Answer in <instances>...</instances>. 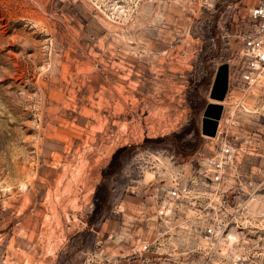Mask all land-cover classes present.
I'll list each match as a JSON object with an SVG mask.
<instances>
[{
	"label": "rangeland",
	"instance_id": "374dc122",
	"mask_svg": "<svg viewBox=\"0 0 264 264\" xmlns=\"http://www.w3.org/2000/svg\"><path fill=\"white\" fill-rule=\"evenodd\" d=\"M258 1L0 0V264H141L145 242L156 264H222L204 253V223L147 225L128 205L158 208L162 181L227 130H258L264 92L237 84L235 36ZM211 103L222 106L215 135L203 131ZM244 157L241 179L264 194V155ZM243 214L228 229L243 258L226 264H264V218Z\"/></svg>",
	"mask_w": 264,
	"mask_h": 264
},
{
	"label": "built area",
	"instance_id": "2783aa9c",
	"mask_svg": "<svg viewBox=\"0 0 264 264\" xmlns=\"http://www.w3.org/2000/svg\"><path fill=\"white\" fill-rule=\"evenodd\" d=\"M235 36L241 44L242 61L237 84L242 86L244 94H261L264 92V0H259L243 16ZM247 153L264 155V120L256 132L244 139L227 130L219 141L218 150L209 155L200 153L197 164L190 171L174 174L170 181H162L160 186L164 197L157 215L164 223L181 218L178 223L184 227L189 223H204L201 240L204 253L222 264L243 258L231 241L230 223H243L242 215L246 219L243 213H253L261 218L260 221L264 218L261 208L264 194L251 181L241 179L244 175L240 174L239 165ZM190 212L192 216L195 214L193 219L188 216ZM151 243L145 242L137 251L141 264H156V257L146 254L152 249Z\"/></svg>",
	"mask_w": 264,
	"mask_h": 264
},
{
	"label": "water",
	"instance_id": "95a60500",
	"mask_svg": "<svg viewBox=\"0 0 264 264\" xmlns=\"http://www.w3.org/2000/svg\"><path fill=\"white\" fill-rule=\"evenodd\" d=\"M228 90V65H220L212 87V96L218 99H224ZM222 113L220 104L211 103L204 112L203 131L204 133L215 135L219 119Z\"/></svg>",
	"mask_w": 264,
	"mask_h": 264
},
{
	"label": "crops",
	"instance_id": "0c3cea01",
	"mask_svg": "<svg viewBox=\"0 0 264 264\" xmlns=\"http://www.w3.org/2000/svg\"><path fill=\"white\" fill-rule=\"evenodd\" d=\"M224 112V111H223ZM221 121H222V119H221ZM220 127V125L218 126V128ZM154 185H155V183H153ZM152 186L151 188H149L150 190V197L153 199L154 197H156L157 196V194H158V191L157 190H155L156 188H155V186ZM159 196H161V198H163L164 197V193L161 191V192H159ZM154 200V199H153ZM123 204L124 203H122V205H120V208H123ZM122 206V207H121ZM128 208L129 209H131L132 210V208H135V211H137L138 209L137 208H144V212H146V216H148V218H150L151 220L149 221V220H146V222L145 223H147V225H149L148 223H158L157 222V220H158V216H157V214H156V212H157V204H151V205H142V204H140V203H136V202H130V204L128 205ZM146 209V210H145ZM119 210H121V209H119ZM139 217V216H138ZM136 220H137V217H136ZM114 225H115V223H114ZM152 228V224H151V227H150V229ZM105 240H103L104 241V243H110V242H112V243H116V241L117 240H122V237H119V236H112V235H110V236H108L107 238H104ZM117 243H120L119 241L117 242ZM104 250V252L106 251V252H108V253H111L112 255H114L115 253H120L119 252V248H118V246H114V247H111V248H105V249H103ZM136 252H137V249H134ZM139 250V249H138ZM146 254H150V253H146ZM118 259H121V255H119V257H118Z\"/></svg>",
	"mask_w": 264,
	"mask_h": 264
},
{
	"label": "trees",
	"instance_id": "16d2710c",
	"mask_svg": "<svg viewBox=\"0 0 264 264\" xmlns=\"http://www.w3.org/2000/svg\"><path fill=\"white\" fill-rule=\"evenodd\" d=\"M215 33H216V26H211L210 27V30L208 31V36L209 37H212ZM193 150H194V147H191V150L184 148V151H183L184 154H183V156H186L187 154H189V152H191Z\"/></svg>",
	"mask_w": 264,
	"mask_h": 264
},
{
	"label": "bare ground",
	"instance_id": "6f19581e",
	"mask_svg": "<svg viewBox=\"0 0 264 264\" xmlns=\"http://www.w3.org/2000/svg\"><path fill=\"white\" fill-rule=\"evenodd\" d=\"M19 163V162H18ZM18 168V167H17ZM28 170V169H27ZM21 171V170H20Z\"/></svg>",
	"mask_w": 264,
	"mask_h": 264
}]
</instances>
